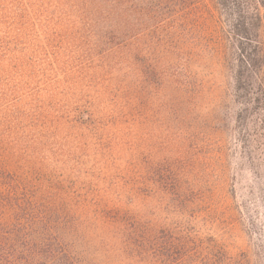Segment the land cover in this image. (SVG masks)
Segmentation results:
<instances>
[{"label": "rangeland", "instance_id": "374dc122", "mask_svg": "<svg viewBox=\"0 0 264 264\" xmlns=\"http://www.w3.org/2000/svg\"><path fill=\"white\" fill-rule=\"evenodd\" d=\"M188 3L117 47L71 0H0V162L56 221L81 224L90 263L108 250L91 236L125 223L264 264V164L236 140L233 43L214 0Z\"/></svg>", "mask_w": 264, "mask_h": 264}, {"label": "trees", "instance_id": "16d2710c", "mask_svg": "<svg viewBox=\"0 0 264 264\" xmlns=\"http://www.w3.org/2000/svg\"><path fill=\"white\" fill-rule=\"evenodd\" d=\"M77 16L86 25L98 27L100 44L114 42L129 47L137 35L140 18L163 25L189 0H71ZM225 37L234 53L230 69L231 90L242 106V124L236 140L264 164V0H214ZM189 4V3H188ZM177 16V15H176ZM131 47V46H130ZM244 98V100H243ZM239 100L241 102H239ZM244 102H243V101ZM0 264H93L82 253L84 243L79 222H58L51 208L39 206L27 193L28 178L6 171L0 162ZM24 189V190H23ZM113 226L105 238L91 241L108 248L106 264H228L223 252L196 255L190 240L163 230L157 236L138 224ZM108 255V256H107ZM226 258V257H225Z\"/></svg>", "mask_w": 264, "mask_h": 264}]
</instances>
